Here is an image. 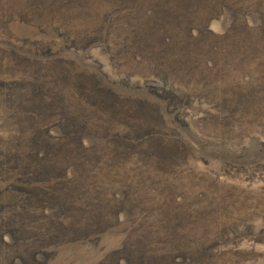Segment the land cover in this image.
<instances>
[{"label":"rangeland","instance_id":"374dc122","mask_svg":"<svg viewBox=\"0 0 264 264\" xmlns=\"http://www.w3.org/2000/svg\"><path fill=\"white\" fill-rule=\"evenodd\" d=\"M242 1L213 0L200 21L206 32L195 26L193 38L165 19L194 0H0V264H264V0ZM259 16L260 34L230 52L229 26ZM98 28L112 31L91 39ZM156 30L191 53V76L167 64L159 75L149 60L167 55L136 48L126 55L115 43L123 32L133 39ZM213 35L215 57L205 52ZM64 67L96 75L125 103H158L166 122L159 132L179 133L186 150L178 163L160 170L154 160L114 155L93 135L111 122L101 106H77L82 119L55 135L49 113L35 114L37 96L11 74L22 71L54 95ZM169 86L178 97L161 91ZM84 90L91 97V83ZM24 97L30 117L18 103ZM83 123L95 151L72 134L70 125Z\"/></svg>","mask_w":264,"mask_h":264},{"label":"trees","instance_id":"16d2710c","mask_svg":"<svg viewBox=\"0 0 264 264\" xmlns=\"http://www.w3.org/2000/svg\"><path fill=\"white\" fill-rule=\"evenodd\" d=\"M117 1L121 2L122 0ZM173 1L177 5L176 0ZM178 1L182 4L181 0ZM212 1L213 0H194L190 10L171 15L169 18L165 19V22L170 25H174L177 28H182L183 26L187 27L189 29V34L192 35L191 37L195 38L193 36L196 35L197 31L195 26L199 27L202 32L203 30H205V32L207 30V26L202 27L200 21L206 17V13H209V9L210 11L212 10V8H210V6L213 4ZM242 2L239 3L242 4ZM199 14L204 15L202 16V19L200 18L195 25L194 18L199 16ZM260 20V16L258 19L254 20L243 19L241 24L240 18H237L236 21L240 25V29L236 30L234 27V30H232L231 26H229L228 33L226 34V36L229 37L225 42V47L228 48L230 52H233L232 50L237 49L243 40L247 38L254 39L256 36H258L262 31ZM162 30L166 32L164 29ZM111 31H109L108 28L93 29L90 32V37L93 39L94 36H108L109 32L111 33ZM168 32H170L169 34H173L172 30H168L166 33ZM166 33H160L158 30L144 34L133 33L134 38L130 39L128 32H123L116 35L118 40H116L115 43L121 46V49L125 51L126 55L130 52L136 54L134 48L150 52L151 54H153V52H160L161 54L167 55V61H155L154 58L149 60L148 65H156L158 68V73L161 66L167 64L168 67L180 70L185 73V75L191 76L194 72L193 67H188L190 63L194 62V59L192 56H190L191 53H186L178 46L172 44L177 41L176 37L171 35L169 36V34ZM215 37L216 35L213 38L207 39L208 47H210V49L205 51L206 54L213 53L212 55L214 57L217 55L214 53L217 51V49H213L211 46H216L213 43ZM224 39L225 37L221 38L220 40ZM108 41H110V39H108L106 42ZM184 41L190 46H193L191 43H189V41L185 39ZM260 43L264 44V40H260ZM257 45L259 44L254 43L252 44L251 48L254 49L257 47ZM205 52H203V55H205ZM212 55L209 57L211 58ZM18 57L26 56L18 55ZM59 62L64 63L65 60L61 59ZM16 65L17 67L19 66L18 64ZM64 72L65 74L62 76L61 83L57 87L54 95L47 93L46 86L43 83H40L36 78L32 77L28 79L27 77L22 76L24 74L22 71H19V76L16 74H11V76H13V82H16V79L17 84H22L21 87H24L26 91L28 90L37 96V99L35 100L37 102L35 114L42 111L44 116L49 113L48 116L52 119L53 126L60 132H56L55 135H62V129L65 125V122L68 124L70 122H79L80 119H82V117H80L74 111L77 106L81 104L92 105L93 107L101 106L111 114V120L108 119V121L111 122L101 123L102 126H100L99 129H95V131H93V135L96 136V133L99 134L105 141V144L110 146L114 155L123 158V156L126 157V155L134 154L137 156V158L154 160V162L158 163L160 167H163L157 168L160 170H166L178 163L179 160H177V158L181 156L186 150L183 146L177 145V142H181L179 133H174L173 137H163L159 132L158 129L165 126L166 122L163 117L164 114L162 113V109L158 103L151 102L146 99H129V102L125 103L123 100L119 99L120 96H117L115 90L107 87L106 83L96 75H94L95 77L93 78L83 74L81 71L70 72L66 67H64ZM88 82L91 83V97L89 94L86 95V91L84 90V86ZM73 86L76 88V94L69 92L70 88ZM21 87L18 88L21 89ZM161 91L167 92L174 98L178 97L181 93V90L175 88L174 86H169L167 90L163 88ZM149 93L156 95L158 100L163 99V96L160 93L157 94L153 91ZM18 101L22 107H25V104L22 102L28 104V108L24 109L28 111V115L30 117V111L32 110V107L27 102L26 98L24 97L18 99ZM119 104L125 105L126 108L124 110H120L118 108ZM112 123L113 125L109 127ZM70 126L72 127V134L76 137H79L77 138V142L79 144L81 142L82 145H87V149L89 147V150H91L93 146L95 151L96 141L90 139H88L89 141H86L84 138V128L86 125L83 123V127L78 126L77 124L76 127L73 124ZM45 131L48 136L54 139L58 138L53 134L51 128L45 127ZM75 136L73 138L65 137V139L71 143V139L75 140ZM142 140L150 141L151 143L148 147L140 148L139 144ZM105 144L103 143V147ZM70 154L72 155L71 157L76 156L75 159H77L79 156V151L74 149L70 152ZM144 251L145 249L143 251L141 249H137L133 252H136L138 256H145ZM148 257L150 258V256Z\"/></svg>","mask_w":264,"mask_h":264}]
</instances>
